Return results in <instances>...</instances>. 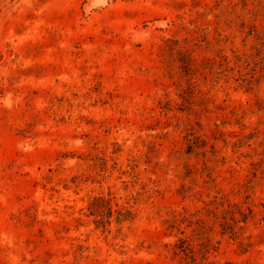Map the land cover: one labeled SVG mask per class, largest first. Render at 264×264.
<instances>
[{
    "label": "rangeland",
    "instance_id": "rangeland-1",
    "mask_svg": "<svg viewBox=\"0 0 264 264\" xmlns=\"http://www.w3.org/2000/svg\"><path fill=\"white\" fill-rule=\"evenodd\" d=\"M0 264H264V0H0Z\"/></svg>",
    "mask_w": 264,
    "mask_h": 264
},
{
    "label": "trees",
    "instance_id": "trees-1",
    "mask_svg": "<svg viewBox=\"0 0 264 264\" xmlns=\"http://www.w3.org/2000/svg\"><path fill=\"white\" fill-rule=\"evenodd\" d=\"M99 202L100 204L95 207L93 212H97L99 215L102 216L104 214L105 217H109L112 214V208L110 205V199L105 198L103 196H97L94 197L91 204L94 205L95 203ZM116 219L117 221H124V220H129L132 218V212L129 209H116Z\"/></svg>",
    "mask_w": 264,
    "mask_h": 264
}]
</instances>
